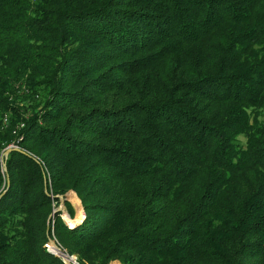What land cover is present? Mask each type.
I'll return each instance as SVG.
<instances>
[{
	"label": "trees",
	"instance_id": "16d2710c",
	"mask_svg": "<svg viewBox=\"0 0 264 264\" xmlns=\"http://www.w3.org/2000/svg\"><path fill=\"white\" fill-rule=\"evenodd\" d=\"M50 232L78 264H264V0H0V264H64Z\"/></svg>",
	"mask_w": 264,
	"mask_h": 264
},
{
	"label": "rangeland",
	"instance_id": "374dc122",
	"mask_svg": "<svg viewBox=\"0 0 264 264\" xmlns=\"http://www.w3.org/2000/svg\"><path fill=\"white\" fill-rule=\"evenodd\" d=\"M11 147V146H10ZM12 147H14V148H18L17 146H15V145H13ZM2 172H4V170H3V166H2ZM70 193H73L75 196H76V198H69L68 199V195L70 194ZM60 196H63V203L61 204V201L58 199V203H54L53 204V210H56V209H58V208H60V212H57L58 214H59V216H60V218H61V220L64 222L65 220H64V216H67L68 218H70V216L68 215V213H67V211H66V207L64 206V204H65V202H67L71 207H72V209H73V212H74V217H73V219L75 218V216H76V207H75V204H74V200H77L78 202H79V204H80V207H81V203H80V201H79V199H78V197H77V195L75 194V192H73V191H68V192H66V193H64L63 195H60ZM81 209H82V207H81ZM53 210H52V212H53ZM82 211H83V209H82ZM56 213V214H57ZM54 217V216H53ZM53 217H52V219H53ZM51 219V220H52ZM71 219V218H70ZM51 220H48V225H49V222L51 221ZM72 220V219H71ZM65 224V223H64ZM65 225H67V224H65ZM52 226H53V221L50 223V231H52ZM68 226V225H67ZM50 235H51V239L47 242V244L45 245V247H46V249L48 250V252H50L51 254H53L54 256H56V257H58V258H60L63 262H64V264H66V263H68V261H69V259H70V257H73V256H69L67 253H66V251H64V250H62V248L60 247V245L58 244V242L54 239V236H53V234H52V232H50ZM55 245V247H56V249H53V247H54V245ZM54 247V248H55ZM58 249H59V251H58ZM53 250L54 251H58L57 253L58 254H56L55 252H53ZM61 253H63V254H65L66 256H67V258H62L61 257ZM75 257V256H74ZM109 264H120L119 262H117V261H114V262H110Z\"/></svg>",
	"mask_w": 264,
	"mask_h": 264
},
{
	"label": "water",
	"instance_id": "95a60500",
	"mask_svg": "<svg viewBox=\"0 0 264 264\" xmlns=\"http://www.w3.org/2000/svg\"><path fill=\"white\" fill-rule=\"evenodd\" d=\"M12 151H18V148L7 147V148L3 151L2 156H1V158H2V162L4 161V159L7 158V156L9 155V153H11ZM2 166H3V170L5 171V170H6L5 165L3 164ZM57 198L61 201V204H62V203H63V196H57ZM57 212H60V208H58V209H56V210H53V212H52L51 215L49 216V219H48V220H51L52 217H53ZM64 223H65V221H64ZM65 224H66V223H65ZM53 245H54V244H53ZM54 247H55V245H54ZM55 248H56V247H55ZM58 251H59V249H58ZM61 257H62V258H67V256H66L65 254H63V253H61Z\"/></svg>",
	"mask_w": 264,
	"mask_h": 264
},
{
	"label": "built area",
	"instance_id": "2783aa9c",
	"mask_svg": "<svg viewBox=\"0 0 264 264\" xmlns=\"http://www.w3.org/2000/svg\"><path fill=\"white\" fill-rule=\"evenodd\" d=\"M13 145H11V147H12ZM10 147V146H9ZM66 264H78V262H77V258L76 257H70V259H69V261H68V263H66Z\"/></svg>",
	"mask_w": 264,
	"mask_h": 264
},
{
	"label": "bare ground",
	"instance_id": "6f19581e",
	"mask_svg": "<svg viewBox=\"0 0 264 264\" xmlns=\"http://www.w3.org/2000/svg\"><path fill=\"white\" fill-rule=\"evenodd\" d=\"M65 223H66V222H65ZM53 249H56V248L53 247ZM53 252H55L56 254H58V253H57V252H58L57 250H56V251L53 250Z\"/></svg>",
	"mask_w": 264,
	"mask_h": 264
}]
</instances>
